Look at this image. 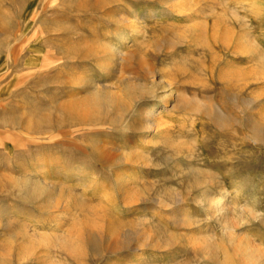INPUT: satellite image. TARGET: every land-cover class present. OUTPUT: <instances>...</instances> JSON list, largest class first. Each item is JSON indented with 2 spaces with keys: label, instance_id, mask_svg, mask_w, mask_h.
<instances>
[{
  "label": "rangeland",
  "instance_id": "374dc122",
  "mask_svg": "<svg viewBox=\"0 0 264 264\" xmlns=\"http://www.w3.org/2000/svg\"><path fill=\"white\" fill-rule=\"evenodd\" d=\"M0 264H264V0H0Z\"/></svg>",
  "mask_w": 264,
  "mask_h": 264
},
{
  "label": "bare ground",
  "instance_id": "6f19581e",
  "mask_svg": "<svg viewBox=\"0 0 264 264\" xmlns=\"http://www.w3.org/2000/svg\"><path fill=\"white\" fill-rule=\"evenodd\" d=\"M179 2H180V0H179ZM114 50H115V48H114ZM115 53H116V51H115ZM118 54H119V51H118ZM120 60L118 59V61H120ZM114 61H112L111 63L114 64ZM117 65H118V63H117ZM101 68L103 69V66ZM103 70H105V69H103ZM122 84H124L125 86H127L126 91L133 90L132 89L133 88L132 87V84H128L127 81H123ZM142 91L147 92V93H152L151 90L150 89H147V88H143ZM119 93H120L119 91H117V90L115 91L112 88H107V87H105V88H99V87H97L94 90V92L92 93V95H91V97L89 99V103H90V105L92 107V113L91 112H89V113H91L93 116H97V115L102 114V113H107L110 109H113V108L114 109L115 108L116 109H119V108L121 109L123 107V104H122L123 101H122L121 95ZM169 95L170 94H168V93L166 94L165 93V94L162 95V97L164 99H167L169 97ZM89 109H91V108H89ZM79 110H80V108H79ZM77 111H78V109H77ZM157 111H158L157 108H155L154 106H152V107H149V108L144 109L139 114L140 121L144 124L145 129H146L143 132V134H142V135H145V136L141 139V144L139 146V150H141V147H143L144 145H146L148 143V141H149L148 138H149L150 134L151 133L153 134L156 131L157 126L159 125L158 120L156 118L157 117ZM75 113H77V112H75ZM79 116H82V115H79ZM85 117H87V115H85ZM129 157H130V155H122L120 157V160H125V159H127ZM135 157L140 160L142 158V155L141 154H139V155L136 154ZM136 175H137V173H135L134 175H131V178H130L129 183H134V181H136L135 180L136 179ZM23 183H24L25 187L28 189L29 195L32 196V197H42V196H45V195H47L49 193V190L51 189V188L49 189L47 187L48 183L43 184L39 180L38 181L25 180ZM128 186H130V185H128ZM224 188L222 187L218 191L215 190L212 193H210L209 195L207 194V198L206 199H207V201L209 203H211L210 208H211L212 211H217L218 209H220L222 206L225 205V200H226L227 195L229 194V191L226 190V189H224ZM210 192H211V190H210ZM205 194L206 193H204V195ZM66 217L63 215V216H61L59 218V220H57V222H56V228L57 229L62 225V223L65 222V218Z\"/></svg>",
  "mask_w": 264,
  "mask_h": 264
}]
</instances>
